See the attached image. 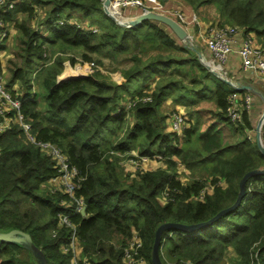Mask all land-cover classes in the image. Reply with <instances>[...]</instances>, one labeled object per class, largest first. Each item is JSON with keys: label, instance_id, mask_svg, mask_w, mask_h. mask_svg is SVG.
Listing matches in <instances>:
<instances>
[{"label": "trees", "instance_id": "16d2710c", "mask_svg": "<svg viewBox=\"0 0 264 264\" xmlns=\"http://www.w3.org/2000/svg\"><path fill=\"white\" fill-rule=\"evenodd\" d=\"M102 2L19 0L11 9H0V22L18 34L19 60H7L11 64L5 67L7 85L18 86L21 110L36 138L57 145L79 171L74 194L83 199L85 212L70 215L78 242L73 256L71 250L62 249L70 229L58 226V214L71 209L62 202L71 198L46 187L56 174L52 160L26 140L17 122L0 132V234L11 230L27 234L47 264H71L72 258L75 264H127L124 248L133 234L141 240L133 264H153L159 225L210 220L234 204L246 172L264 169V155L255 137H248L253 128L248 111L242 110L236 123L227 117L231 89L200 62L196 50L203 49L185 47L157 21L121 26L103 12ZM186 2L205 21L210 18L204 9L211 5L217 24L254 33L264 48V0ZM38 6L45 8V15L34 22L35 28L31 20ZM46 44L81 48L84 62L100 64L95 53L121 55L125 63L119 68L121 79L113 83L94 70L58 81L64 57L57 54L47 63ZM35 69L41 71L34 76ZM75 71L67 70L71 75ZM35 81L43 90L42 109L32 89ZM133 81L138 87L131 92ZM128 95L133 104L125 108ZM168 98L182 105L210 100L213 108L208 114L214 123L195 137L188 126L181 136L166 130L168 113L161 105ZM217 124L227 126L237 139L226 144ZM182 137L187 141L184 147L178 145ZM140 138L137 156H160L166 167L133 174L119 167L113 153L134 149ZM178 163L201 174L182 181L175 171ZM228 251L232 264H264V173L248 177L239 203L213 222L192 230L162 231L158 256L162 264H226ZM0 264H40V260L23 236L15 234L0 239Z\"/></svg>", "mask_w": 264, "mask_h": 264}, {"label": "built area", "instance_id": "2783aa9c", "mask_svg": "<svg viewBox=\"0 0 264 264\" xmlns=\"http://www.w3.org/2000/svg\"><path fill=\"white\" fill-rule=\"evenodd\" d=\"M19 0H0V9L2 12L7 9L13 8L15 3ZM118 8L119 16H127L126 13L136 10L135 14L145 13L148 11H155L164 15L170 16L176 20L183 28L187 30V27L191 25L195 19L194 16H187L186 13L181 10L167 11L163 5L157 0H111L109 9L113 11V8ZM92 28V26H91ZM93 30V29H92ZM6 26L0 22V46H3L6 36L8 34ZM94 31V30H93ZM96 31V30H95ZM241 34L237 53L239 55L241 66L243 70H253L264 74V48L254 44V41L250 33H243V30L235 25L230 24H217L213 27V30L209 36L205 38V47L210 53L211 59L209 60L213 66H217L219 69L227 61L228 56L234 49V43L238 34ZM93 63L90 64V66ZM59 80V79H58ZM20 90L15 84L13 86L7 85L6 69L4 65L0 64V132L4 131L10 126L12 121L17 122L22 128L25 138L28 142L45 153L52 160L54 167L56 168V174L53 175L46 183V187L50 192L57 190L66 193L70 196V200L62 202L71 207L69 213L58 214V226L67 227L70 229V235L66 245L62 246L64 251L71 250L73 256H76V250L78 249V242L76 238V225L70 220V215L80 212L84 206V201L80 196H75L74 191L77 187L79 177L78 169L72 165L63 151L55 144L49 141H43L36 138L32 131L31 123L25 118L21 107L22 99L18 96ZM145 98L143 100H147ZM251 96L249 94L242 96V103H238L235 93H230L228 98V104L225 108V113L232 123H236L240 120L242 110H248L250 108ZM133 104V102H131ZM130 104V105H131ZM12 113V115H10ZM186 116L178 110H171L166 118V127L168 131L179 134L186 124ZM187 127V126H185ZM260 135L264 143V120L260 129ZM248 137H255V125L248 131ZM138 159H133L137 164L141 159H149L148 156H137ZM136 160V161H135ZM165 194H163L164 196ZM162 196V197H163ZM141 246V240L136 234L127 241V245L124 248V262L127 264L134 263V255L138 252ZM139 263L142 260L137 259ZM71 264H75L74 258L71 259ZM84 264H88L85 262Z\"/></svg>", "mask_w": 264, "mask_h": 264}, {"label": "rangeland", "instance_id": "374dc122", "mask_svg": "<svg viewBox=\"0 0 264 264\" xmlns=\"http://www.w3.org/2000/svg\"><path fill=\"white\" fill-rule=\"evenodd\" d=\"M160 2V5L165 6L164 4L167 3L168 6L165 8L167 9V11H171V10H181L178 9L177 5H180L177 0H158ZM174 3V4H173ZM129 12V9H127ZM113 11L118 13V8L115 7L113 8ZM35 16L34 19L31 20V24L33 25V27L36 28V24H34V22L36 20H38L39 18H42L45 15V8H41V7H37L35 10ZM214 9L212 8V6H206L204 9V14L208 15L209 18H212ZM128 14V13H126ZM132 15V14H131ZM18 18L19 17H24L22 14H17ZM20 19V18H19ZM163 28H164V24H160ZM193 25V24H192ZM232 25V24H231ZM236 26V25H235ZM194 27V29L196 28V26H192ZM92 29L95 31L97 30V27L94 25L92 26ZM168 29V28H167ZM17 32L14 31V33H12L10 35V33L7 35L3 47H1L2 49L5 48V51H3V65L4 67L7 66H11V64L9 63L10 60L17 62L19 60V58L15 57V52H16V48L18 46V41H17ZM196 46V45H195ZM46 52H45V56H46V61L47 63H50L53 58H55V56L57 54H60L62 57H64V61H63V65H62V70L60 72V74L57 76V79H64V78H70V77H78V76H83L86 75L88 73H91L94 70H98L99 72H101V74L108 80L111 81L113 83L118 82L121 79V74H120V67H124L125 63L121 62V55H115L112 56L111 54L109 55V53H105V52H101L100 54L95 53L94 57L95 59H99L101 61V63H96L94 61H82L80 59V54L82 52L81 48L78 47H64V48H60L58 45H49L46 44ZM76 57V61L74 63H72L70 61V57ZM69 57V58H68ZM18 59V60H16ZM208 58H206L207 60ZM9 60V61H7ZM210 60V59H208ZM7 62V64H6ZM9 63V64H8ZM93 63V65L90 66V64ZM67 70L69 71H75L77 72L75 75H71L70 72H67ZM41 71V69H40ZM39 69H35V72L33 73L34 76L39 74ZM9 76V73L7 71L6 73V77ZM185 81H187V79L185 78ZM138 82L137 81H133L130 83V88H131V92H133V90H135L138 87ZM222 83V82H221ZM222 85L226 86V83H222ZM152 86V84H151ZM32 89L35 90L38 93V105H39V109H42L43 107V99H42V88L40 86V83L35 81L33 83ZM131 95H128L125 100L123 101V105H126L125 108H127L130 104H131ZM168 100H171V98H168ZM172 104V103H171ZM213 103L210 100H206V99H198L196 102L190 103V104H186L183 106V110L182 113L183 115L186 116V124L185 126L191 127L192 130L194 131L192 134V137H195L198 133L203 132L206 129V126L211 123L212 118L211 116L208 114L210 112V109H212L213 107ZM178 109V108H177ZM162 112L164 111H169L168 109H161ZM174 110V109H173ZM181 112V110H178ZM131 116H127V120L130 118ZM257 120V118H256ZM214 121V120H213ZM256 123V121H255ZM254 123V125L256 126V124ZM128 124V123H127ZM167 125V123H166ZM220 127L222 126L221 124H218ZM225 126V125H224ZM124 127H125V123H124ZM223 128V126L221 127V129ZM166 130L167 127H166ZM231 131L229 130V128L225 127V129L223 128L222 130V140L228 144V143H233L235 139H237V137H235L234 135H232L230 133ZM182 130L179 133V136H181L182 134ZM121 132L118 131L117 133L115 132V135L118 136L120 135ZM263 141V140H262ZM142 142V139L140 138L137 141V144L135 146L134 149H131L129 151H115L113 153V155L117 156V162L119 167L123 168L127 173H131L133 174L136 170H147V169H156L158 167H166V164L163 160V158L159 157H149V159L147 158L146 160L141 159L139 162H137V164L134 162V156L137 155V148L139 147L140 143ZM178 145L180 147H184L185 145H187V141L185 138L182 137L181 141L178 143ZM136 160L138 158H135ZM135 160V161H136ZM197 168H194L195 171H191L190 168H187L184 165H181L180 163H178L175 166V171L177 172V176L182 180V181H189L193 178L194 175H199L201 174L200 170H196ZM78 251V249L76 250V252ZM231 252H227L225 254V262L226 264H232L234 263L233 258L230 254Z\"/></svg>", "mask_w": 264, "mask_h": 264}, {"label": "water", "instance_id": "95a60500", "mask_svg": "<svg viewBox=\"0 0 264 264\" xmlns=\"http://www.w3.org/2000/svg\"><path fill=\"white\" fill-rule=\"evenodd\" d=\"M110 1L111 0H103L102 9H103V12L110 19H112L114 22H116L117 24L124 26V27H132V26L139 24L143 20L157 21L159 23L164 24L166 27H168L170 29V31L175 35V37L181 41L182 45H184L185 47L191 48L193 50H196V46L191 41L190 35L188 34L187 30L185 28H183L176 20H174L170 16H167V15H164L162 13L155 12V11H148L145 13L143 12V13H139V14H132V15H127V16L121 17L109 9ZM196 51H197V55H198L200 62L216 78L222 80V82L226 83L227 85L233 87L236 90L246 89L247 86L241 85L240 83H233L228 78H226V76L224 75V73L221 69H219V68L216 69L210 63V61L208 59L206 60V58L204 57L202 52H200L198 50H196ZM64 79H66V78H64ZM61 80H63V79H59L58 81H61ZM263 120H264V112L261 113V115L259 116L258 121H257L256 126H255V140H256V144H257L258 148L260 149V151L264 155V143H263L261 135H260V129H261ZM261 173H264V169L258 168V169H253V170L246 172L241 179L240 192H239V195H238L236 201L234 202V204H232L230 207H228L226 209L219 211L210 220H208L206 222L197 223V224H191V225H184V224L171 223V222L163 223V224L159 225V227H157L156 232H155V239H154V243H153V247H152V262H153V264H162L160 262V259L158 256L159 242H160L162 231H164L165 229H169V228H177V229H181V230H192V229H196V228L202 227L204 225H207V224L213 222L222 214L231 211L239 203V201L241 200V198L243 196L244 184H245L247 178L250 177L251 175L261 174ZM84 212H85V207L82 208L81 214H84ZM15 234H21L23 236V240L27 242V244L29 245L31 250L38 256V258L40 260V264H47L44 254L33 244V242L31 241L30 237L27 234H25L21 231H18V230H11V231L6 232V233H1L0 239H5V238H8V237L15 235Z\"/></svg>", "mask_w": 264, "mask_h": 264}, {"label": "crops", "instance_id": "0c3cea01", "mask_svg": "<svg viewBox=\"0 0 264 264\" xmlns=\"http://www.w3.org/2000/svg\"><path fill=\"white\" fill-rule=\"evenodd\" d=\"M177 2L180 4L177 5L178 9H181V11L186 13L187 16L191 15L195 17L192 23L193 25L191 24L187 27V32L190 35L191 41L197 47H200L201 50L203 49L202 53L205 58L211 59L210 53L205 47V38L211 34L213 27L215 26L216 19L210 18L207 21L202 20L198 15H196V13H194L192 7L186 2V0H177ZM164 5L166 7L168 6L167 3H165ZM165 6L163 7L165 8ZM135 12L136 10L130 11L128 12L127 15L135 14ZM192 26H196V28L194 29V27ZM8 31H9L8 33H10L11 35L12 33H14L15 29L10 26V30L8 29ZM250 35L254 41V44L261 46L258 38L254 35V33H250ZM241 36L242 35L240 33L237 35L236 41L234 43V49L228 56L227 61L222 65L221 70L223 71L226 78H228L233 83H240L241 85L247 86L246 89L236 90L233 87L226 84V86L231 89V92L235 93L238 103H242L243 95L249 94L251 96L250 108L247 111L249 113L250 119L252 120L251 125L254 126L255 121L257 123L259 116L261 115V113L264 112V74L258 71L242 69L241 61L237 53V48L239 46V41L241 39ZM176 40L177 42L181 43V41L178 40L177 38ZM3 51H5V48L0 49V60L2 63H3ZM214 67L218 69L217 66ZM183 106L184 105L182 104H177L166 99L161 105V109L162 108L168 109L169 110L168 112L167 111L164 112L169 114V112L173 109L181 110L182 112ZM211 123H214L213 120L211 121ZM221 125L223 126L224 129L225 127L227 128V126H224L223 124ZM217 126L218 129L222 132L223 130V128L221 129L222 126L220 127L218 124Z\"/></svg>", "mask_w": 264, "mask_h": 264}]
</instances>
